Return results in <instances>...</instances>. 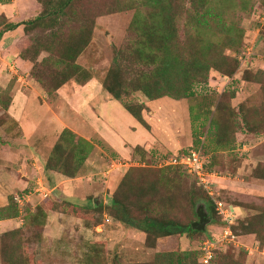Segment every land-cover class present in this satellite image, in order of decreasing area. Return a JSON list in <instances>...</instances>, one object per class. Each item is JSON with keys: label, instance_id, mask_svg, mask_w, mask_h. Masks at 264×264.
I'll return each mask as SVG.
<instances>
[{"label": "rangeland", "instance_id": "1", "mask_svg": "<svg viewBox=\"0 0 264 264\" xmlns=\"http://www.w3.org/2000/svg\"><path fill=\"white\" fill-rule=\"evenodd\" d=\"M19 1L12 6L14 0H0V31H3L0 37V121L11 120L8 104L11 105L12 96L16 92L29 96L30 102L34 101L37 109L46 108V116L41 120L39 133H35L37 136L43 133L47 123L45 121L50 122L46 127L49 129L46 133L48 137L50 136L55 124L49 120L50 114H60L64 112V107L72 113L77 111L84 124L79 129L80 132L86 133L103 149V152L99 150L94 160L91 157L89 168L85 169L86 160L93 152L92 149L94 150L93 144L86 140L90 143L91 149L76 176L82 177L81 180L87 186L89 194L102 191L109 196L112 194V199L113 193L122 182L124 195L120 189L116 195L119 199H126L125 205L137 219L149 214L144 208L147 206L150 207L152 214L161 215L164 219H177L178 216L189 218L190 212L186 214V210L196 211L201 206L208 211L210 198L208 197V201L202 192H199L196 181L183 173L182 169H174L175 172L171 174L175 181L170 180L171 176L169 181L163 176L156 185L153 183L160 178L159 169L169 167L165 165L174 164V161H178L193 149L204 153L203 158L207 165L217 162L222 166V169L217 171L218 177L222 179L212 178L214 185L211 191L214 198L230 205H242L244 217L261 214L264 206V180L255 176L257 172L263 171L264 167L262 135L257 138L259 136L239 132L236 134L238 140L236 150L229 155L219 152V155L214 154L212 146H202V142L209 122L204 118V106L208 105L211 108L210 105L215 101L221 105H231L235 109L241 107L253 121L258 123L264 121V0H210L223 11L224 24L232 28L227 36L216 27L209 31L193 28L188 19L189 12L193 9L190 1L175 0L177 13L175 25L181 51L192 57L199 53L201 44L208 47L213 43L214 51L208 57L215 59L217 68L209 71L207 81L194 86L196 95L192 99L177 100L163 96L149 100L141 92L132 93L131 97L136 103L145 105L142 115L149 128L134 118L111 95L102 103L101 115L96 112L95 105L102 101V96L107 92L103 88V81L113 66L117 52L132 48L142 39L140 33L134 29V23L137 21L135 19L138 18L136 24L142 26L150 21L149 14L157 11L150 0H74L72 8L77 12V20H70L68 25L75 30L80 27H90L91 30L88 45L74 62L79 69L55 62L59 59V52L64 45L59 39L51 38L50 33L58 29L59 25L38 26L29 32L25 31L24 26L5 31L9 21L15 23L30 20L43 9H52L58 3L56 0H33L34 3L30 6L24 0ZM19 3L22 5L19 6ZM80 17L81 21L78 22ZM63 33L70 32L65 29ZM19 55L28 58L29 61L26 60L28 67L13 63L16 56L20 57ZM138 68L144 69L140 65ZM231 70L233 72L229 76ZM66 73L73 78L57 91H53L56 83L60 82ZM126 77L130 79L131 74H126ZM92 81V86L87 87L86 85ZM211 109L214 110L215 107ZM261 125L264 126V122ZM63 131H56L46 144L42 162L45 170ZM144 140L148 143L142 146L140 143ZM110 154L113 161L109 157ZM69 164L73 165L71 159ZM99 165L101 167H98ZM258 167L261 169L258 170ZM62 168L66 169V166ZM109 169L114 179L110 180L108 186L106 183L109 177L103 176L102 172ZM131 170L135 171L131 178L122 181L125 174ZM34 177L27 186L15 190L8 188L0 192V202L2 206L4 205L1 207L10 211H12L10 204L13 200L16 201L15 198L26 195L27 190L31 193L26 196L25 202L20 200L16 207L21 227L24 225L25 215L28 212H35L38 207H45L47 200H49L47 203H52L51 206L47 204L50 208L55 207L53 202L57 199L73 202L67 195L65 198L61 196V192L54 188L55 182L48 181L42 170ZM247 182L254 185L248 189L241 188L240 185ZM190 185L198 190L194 193L201 194L194 206L188 201ZM130 186L135 189L125 190V187ZM138 186L144 188L142 190L144 194L137 193ZM150 186L153 188L150 189ZM96 201H100L98 204L100 205L105 198ZM170 205H175L176 212L171 209L164 212ZM57 213L49 212L42 231L39 227L28 225L23 231V236L19 237L29 244V250L37 252L38 264H73L74 248L80 244L79 240H74L77 237L84 238L87 232L85 228L93 231L97 226L92 223L102 217L98 213H91L90 218L75 217L72 220L71 215L65 214L66 216L59 221L55 216ZM208 215L211 218L209 211ZM78 218L80 220H77ZM191 220H195L192 214ZM86 223H90L89 227ZM102 223H105L104 217ZM221 226L220 218L215 214L207 229L214 230L210 234L215 238ZM238 229L240 234V227ZM40 232L43 239L37 241ZM70 236L74 237L73 242ZM236 241V245L230 244L227 248H220V253L229 249V255H233V259L242 264H264V246L257 242L254 235H241ZM24 245L27 246L26 243ZM61 248L66 250L61 251Z\"/></svg>", "mask_w": 264, "mask_h": 264}, {"label": "trees", "instance_id": "2", "mask_svg": "<svg viewBox=\"0 0 264 264\" xmlns=\"http://www.w3.org/2000/svg\"><path fill=\"white\" fill-rule=\"evenodd\" d=\"M56 1H58L56 7L48 10L43 9L40 14L30 20L17 23L9 22L5 31L24 26L25 31L29 32V30L32 31L33 28L38 26L53 27L59 25L58 29L50 33L51 38L59 39L60 43L64 45L63 49L59 52V59L55 62L76 67L74 62L88 45L91 30L90 27H80L75 30L68 25L70 20H77V12L72 8L74 0ZM150 1L157 9V11L149 14L150 21L139 26L136 24L138 22L137 18L135 19L137 21L134 23V29L140 33L142 39L132 48L117 52L113 59V66L108 71L103 81V88L114 99L118 100L121 105L146 128H149V126L142 115L145 105L143 103H136L131 97L132 93L141 92L149 100H155L163 96H169L177 100L192 99L196 95L194 86L207 81L209 71L212 68H217L215 59L208 57V55L214 51L213 43L208 47L201 44L199 53H196V55L192 57L186 56L185 53L181 51L175 25L177 17V13L175 12L176 1ZM189 1L193 9L189 12L188 19L193 28L209 31L212 30L213 27H216L225 36L232 30L231 27L224 24L225 21L222 17L223 11L219 7H216L210 0ZM80 21L81 17L78 22ZM65 29L69 30L70 33L64 34L63 31ZM2 34L3 31H0V37ZM225 46L229 47L228 45ZM20 58L25 60L28 59L22 55ZM138 65L142 66L144 69L138 68ZM74 69L79 68L76 67ZM232 72L233 70L229 71V76L232 75ZM126 74H131V78L128 79ZM71 78H73V76L67 73L63 75L62 80L56 83L53 91H57ZM210 106L211 108L214 106L215 109L212 110L208 105L204 106V118L209 122L202 146H212L211 150L214 151V154H218V152L223 154L227 153V155L232 154L238 145L236 134L239 132L253 136L264 135V126L261 125L264 121H260L259 123L253 121L241 107L235 109L231 105H221L218 101H215L214 104ZM90 149L91 145L89 142L70 130L64 129L59 141L54 147L53 155L50 157L51 159H49L46 164V168L68 177H75L79 167L88 156ZM194 150L199 151L204 157V153L201 150L193 149V151ZM69 159L73 161L72 166L69 164ZM212 164L213 165H211V163L207 165V163H205V168L209 171H218L222 169L219 163L214 162ZM64 166H66V169L62 168ZM165 166L169 167L159 169L160 178L153 183L156 185L159 180H162L161 178L163 176L169 181V176L175 172L174 169H182L181 171H183V173L196 181L199 192H202L203 196L207 199L208 197L210 198L211 201L208 199L210 202V207L208 208L210 216L214 218L216 214L220 218L222 224V218L217 214L214 204V199L216 198L210 196L208 192L198 184V181L194 177L187 174L183 165L174 163ZM259 169L261 168L258 167V170ZM133 172L135 171L131 170L127 172L122 181L124 179L129 180ZM255 177L264 180V167L263 171H260V173L257 172ZM170 180L175 181V178L171 176ZM121 184H119L113 195L112 205H107L105 207L103 204L97 207L93 205L83 206L68 200L57 199L53 202L55 204L54 208L47 207V204H49V206L52 204L51 202L47 203L49 201L47 200V202H45V207L41 206L38 207L35 212H28L25 215L23 227L4 232L0 235L1 264H38V261H36L37 252L29 250V244L24 242L25 239H19V237L23 236V231L24 229L26 230L28 225L30 227H39L42 231L50 211L79 218L89 217L91 213L102 215L101 218L96 219L94 223H92L94 226L101 225L105 212H108L109 215L118 218V220L126 226L139 228L144 231L147 235V246H154L157 239L160 237L175 234H186L190 238H197L200 240V244L207 238L214 239L207 230L198 231L193 229V221L198 220L197 213L194 209L191 211L186 210V214L190 212L189 218L178 216L176 217L177 219H164L161 215L157 216L156 214H152L150 207L147 206L144 208L149 214L145 215L142 219L133 217L132 211L125 205L124 201L126 199H119L116 195L118 189H120L121 194H123L124 187H121ZM131 187L132 186H130V188L125 187V190L128 189V191H131V189H135ZM151 188L153 187L150 186V189ZM143 189V187L138 186L136 191L142 195L144 194L142 192ZM197 189L191 185L188 189V201L192 206L195 205L197 199L201 196L199 192L194 193L195 190L198 191ZM25 192H28V190ZM217 200L221 199L217 198ZM10 205H12V211L8 208H0V218H15L19 215L16 208L18 207L16 201L13 200ZM174 206H168L167 211L164 210V212H169L170 209L176 212ZM236 206L242 209V205ZM172 213L174 214V212ZM191 214L195 217V220H191ZM89 224L90 223H86V226L89 227ZM238 226L241 229L240 234L238 233ZM232 229L236 235V239L241 235H254L257 242H259L261 246H264V206L261 214L247 215L245 217L242 215L237 219ZM42 239L43 235L42 232H40L36 240L39 241ZM25 243L27 246L24 245ZM83 243L88 251L84 253L81 259L82 264H103L106 262V257L103 254L105 252L104 243L92 241H85ZM220 251V249L215 251L213 264H242L240 261L234 260L232 257L233 255H229V249L224 253H220ZM199 257V250L159 253L155 264H199Z\"/></svg>", "mask_w": 264, "mask_h": 264}, {"label": "crops", "instance_id": "3", "mask_svg": "<svg viewBox=\"0 0 264 264\" xmlns=\"http://www.w3.org/2000/svg\"><path fill=\"white\" fill-rule=\"evenodd\" d=\"M18 1L19 0H14L12 6H14L15 3H18ZM24 2H27V4L30 6L34 3L33 0H24ZM22 3H19V6L22 5ZM14 52H12V54ZM15 62L21 64L24 67H28L27 61L18 56H16L14 59L13 63ZM91 84H93V81L86 86H92ZM78 93H80V91ZM12 97L11 105L10 103L8 104V114L11 117V120L8 119V122L4 120L0 121V192H2V190L5 191L8 188L15 190L24 187V185L27 186L31 183V181L34 180V176L38 175V173H40L42 170V172L45 174V178L48 181L53 180L55 182L54 188L61 192L60 194L62 197L65 198L67 195L68 198L74 203L83 206H95V203H100V201H96L97 199L101 200L102 198H105V201L102 203L104 207L107 205H112V194L109 196V194L107 195L106 192H103L105 193L103 194L102 191L89 194L87 191V186L85 185L84 181L81 180L82 177L80 175L76 177H68L56 171H51L48 169L45 170V165L42 163L47 142L53 138V134L56 131L61 132L65 128L70 129L79 137L91 142L94 146V150L92 149L93 152H91V155L86 160L87 163L85 169L89 168L88 163L94 160V157L99 153V150L103 152V149L98 144L94 143L86 133L80 132L79 129H81L82 125L84 126L83 121H81L83 118L80 119V114L77 111L72 113V111L70 112V110L66 109L65 107L64 112H61L60 114H50L48 117L50 118L49 120L52 122V124L55 123L54 128L49 134L50 136L48 137L47 133L49 129L46 128L47 123L50 124L49 121H45L47 123L44 131H42L43 133H40L37 136L35 133H39L41 120L46 116V108H43V110L37 109L34 101L30 102L31 98H29V96H25L24 94L21 95L19 92L14 93ZM102 97V101L95 105L98 115H101V105L106 98L107 100L110 98V94L106 92ZM83 102L89 103L87 100H83ZM73 105L76 107V104L73 103ZM262 137L264 141V135H262ZM257 138H260V136ZM146 143H148V141L144 140L140 144L144 146ZM109 157L111 159V154ZM98 167L101 166L99 165ZM111 172L112 171L110 169L102 172L103 176L109 177V181L106 183L108 186L110 184V180L112 178L114 179V175ZM216 178L218 180L222 179L221 177ZM253 185L254 183L247 182L240 186L241 188L248 189ZM79 191L82 192L80 196ZM1 206L2 204L0 202V207ZM2 207H4V205ZM57 214L58 215L55 216H57L56 218L59 221L62 220L63 216H66L64 213ZM103 217L105 218V223L94 227L93 231L89 230V228H85L87 229V232L85 233L86 235H84V238L78 239L77 237L76 240H74V237L70 236L72 242L73 240H79L80 243L74 248L75 261L73 264H82L81 259L84 253L88 251V249L86 250V246L83 243L85 241L104 243L105 252L103 254L106 257V262L103 264H155V262H157V255L159 253L197 251L200 247L199 239L190 238L186 234H175L171 236L160 237L157 239L154 246H147V235L141 229L126 226L120 220H118V218L109 215L108 212H105ZM71 219L74 220L75 217L71 216ZM77 220L80 219L78 218ZM207 225L203 231L207 230L210 233L213 229H207ZM21 226L22 225L17 217L6 219L0 218L1 234L13 229H17ZM63 250L66 249L61 248V251Z\"/></svg>", "mask_w": 264, "mask_h": 264}, {"label": "built area", "instance_id": "4", "mask_svg": "<svg viewBox=\"0 0 264 264\" xmlns=\"http://www.w3.org/2000/svg\"><path fill=\"white\" fill-rule=\"evenodd\" d=\"M174 163L183 165L187 174L194 177L198 181V184L210 196H214V193L211 191L214 185L212 178L218 177L219 173L217 171H209L205 168L204 158L199 151H191L183 155L178 161H174ZM29 194L31 193L27 192L26 195L24 194L23 196L15 198L16 203L19 204L20 200L25 202L26 196H29ZM214 204L217 214L222 218V228L214 239L207 238L201 242L199 247V264H213L216 250L227 248L230 244H237L236 235L233 232L232 226L241 217V208L217 199H214Z\"/></svg>", "mask_w": 264, "mask_h": 264}, {"label": "water", "instance_id": "5", "mask_svg": "<svg viewBox=\"0 0 264 264\" xmlns=\"http://www.w3.org/2000/svg\"><path fill=\"white\" fill-rule=\"evenodd\" d=\"M95 204V207H97L98 203ZM196 213L198 220L192 223V227L195 230L203 231L206 228V225L211 222V218L209 217L208 211L204 206L197 208Z\"/></svg>", "mask_w": 264, "mask_h": 264}]
</instances>
